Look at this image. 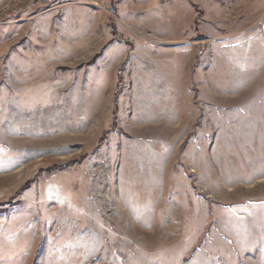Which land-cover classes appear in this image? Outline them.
I'll return each instance as SVG.
<instances>
[{
  "label": "rangeland",
  "instance_id": "obj_1",
  "mask_svg": "<svg viewBox=\"0 0 264 264\" xmlns=\"http://www.w3.org/2000/svg\"><path fill=\"white\" fill-rule=\"evenodd\" d=\"M12 199L0 264H264V0H0Z\"/></svg>",
  "mask_w": 264,
  "mask_h": 264
},
{
  "label": "trees",
  "instance_id": "obj_2",
  "mask_svg": "<svg viewBox=\"0 0 264 264\" xmlns=\"http://www.w3.org/2000/svg\"><path fill=\"white\" fill-rule=\"evenodd\" d=\"M128 62V58L127 57H125L123 60H122V63H121V67L122 66H124L126 63ZM88 64H90V62L88 63ZM84 65H79V67H83ZM117 73L119 74V75H121V70L120 69H118V71H117ZM119 92V94L122 92V89L121 90H119L118 91ZM114 105H115V108L112 110V114L113 115H115L116 114V101H114ZM74 165V161H70V162H68V163H64V164H62V165H54V166H52V167H50V168H48V169H39L38 171H37V173L32 177V178H30L29 180H27L17 191H16V193L13 195V198H16V197H18V196H21L22 195V193L25 191V190H27V189H29L30 188V186H31V184H33L34 182H36L37 180H39L40 178H42L41 176H42V173H44V172H47V173H51L50 175H52V173L53 172H55V171H68L72 166ZM19 204H21V200L20 199H18V200H16V201H14L13 202V199L12 200H10V201H8V204H4V207H0V214H2V213H4V212H7L8 210H9V208L11 207V206H16V205H19Z\"/></svg>",
  "mask_w": 264,
  "mask_h": 264
},
{
  "label": "bare ground",
  "instance_id": "obj_3",
  "mask_svg": "<svg viewBox=\"0 0 264 264\" xmlns=\"http://www.w3.org/2000/svg\"><path fill=\"white\" fill-rule=\"evenodd\" d=\"M117 253V251H115Z\"/></svg>",
  "mask_w": 264,
  "mask_h": 264
}]
</instances>
